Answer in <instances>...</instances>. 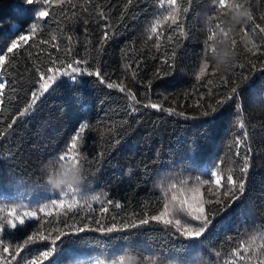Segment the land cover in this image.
Returning <instances> with one entry per match:
<instances>
[{
    "label": "snow or ice",
    "instance_id": "1",
    "mask_svg": "<svg viewBox=\"0 0 264 264\" xmlns=\"http://www.w3.org/2000/svg\"><path fill=\"white\" fill-rule=\"evenodd\" d=\"M203 2L202 48L191 67L185 64V53L197 39L191 21L200 15L201 0H123L115 17L111 0L108 5H93L91 0H20L17 9L22 22L8 20L6 24V18L0 16V113H7L0 118V141H8L34 118L44 99L60 87L61 77L74 82L79 108L73 134L55 162L42 168L46 183L41 185L38 177L33 187L26 189H43L41 199L46 202L37 201L31 207L24 203L23 194L13 197L0 192V198L11 201L0 206V264H63V254L97 238L89 234L128 240L152 225L159 226L172 248L184 251L178 264H264V223L251 232L237 229L235 235L223 237L217 230L218 225L232 220L247 199L249 175L260 154L257 127L261 129L259 143L264 144V0ZM137 11L151 17L140 48H135V39L126 44L121 49L124 62L110 73L105 70L109 49L125 34L128 21L139 19ZM93 24L101 29L99 39H87L85 55H80L75 46L78 41L70 33L82 25L87 36ZM7 25L10 28L4 32ZM128 47L137 55L127 56ZM37 51L46 53L43 60ZM21 66L27 76L21 73ZM185 75L195 81L192 91H156L174 87ZM84 76L95 79L82 80ZM256 80L261 81L258 87ZM101 85L123 94L126 104L119 125L107 114L106 121L97 120L95 108L83 94L82 89L97 90ZM193 96L194 111L189 113L185 107L193 105L181 106L179 102ZM166 102L175 106L166 107ZM155 113L191 122L190 127L203 129L209 136L231 118L225 156L205 163L200 157L199 137H195L191 156L186 157L189 163L176 169L164 163L168 157L161 146L148 162L141 160L138 165L145 175L151 173L154 199L140 201L129 213L124 210L132 203L131 196L123 201L107 193L89 197L92 180L98 178L106 156L120 149L128 139L126 133L135 131L133 125L142 126L145 118ZM100 127L107 129V135L99 133L100 150L86 154L90 134ZM153 129L158 132L159 125L153 122ZM18 140L16 150L5 160L23 155L28 139L20 136ZM37 147L33 144L31 150ZM15 180L0 174V181ZM96 203L99 216L93 207ZM81 209L87 212L80 215ZM129 248L134 255L121 256L112 264H166L162 252L134 244ZM198 249H208V261L194 255Z\"/></svg>",
    "mask_w": 264,
    "mask_h": 264
},
{
    "label": "trees",
    "instance_id": "2",
    "mask_svg": "<svg viewBox=\"0 0 264 264\" xmlns=\"http://www.w3.org/2000/svg\"><path fill=\"white\" fill-rule=\"evenodd\" d=\"M20 0H0V16L5 17V23L8 20L13 22H22V17L17 9V4ZM79 3H84V0H78ZM93 5H108L110 0H91ZM123 0H111V5L114 11L113 17L118 14L119 6L122 5ZM200 15L192 19L191 23L194 25L197 39L189 43L185 53V64L188 67L193 65L196 59V54L202 48V30L205 28L206 13L204 11V2L201 0ZM141 7H144L141 5ZM95 15V13H93ZM138 20H129V27L124 35H121L117 42L113 43L109 49V54L105 61V70L112 72L113 68L124 61L121 60V49L125 45L135 39L137 41L135 48L139 49L143 40V32L148 22L150 21L149 13H140L137 11ZM115 23V19L112 20ZM103 23V21L101 22ZM10 25L4 28L7 32ZM101 29L93 24L89 28V33H84L82 25L76 26L70 33L73 35L74 41H78L75 45L80 55H85L83 45L87 39H92L97 42ZM55 54V50H52ZM127 56H136L137 52L132 48L126 49ZM41 60L46 56V53L36 52ZM32 63H36L33 60ZM152 61L148 62L150 68ZM21 73L28 75L27 70L21 66ZM247 71V69H245ZM256 76L259 73L256 72ZM255 78V77H254ZM82 80H93L87 76L81 77ZM113 80L116 76L112 77ZM195 83L190 75H185L178 78V82L174 87L165 89H157L156 91L173 93L187 89L192 91V86ZM261 81L256 80V86L260 85ZM74 82L67 77H61L60 87L57 88L47 99H44L40 104L39 110L35 113L25 126L20 128L17 134L11 137L8 141H0V174L14 176L16 180L12 183L0 181V192L9 194L13 197L23 194L24 203L31 207L36 206V202L40 201L43 189L37 192L29 191L38 177H41L39 183L41 185L46 183V176L43 175L42 168L44 165L54 163L57 154L63 149L65 142L73 134V128L76 124V116L79 112L76 103L77 97ZM88 103L95 108L96 119L99 121H106L107 116L112 117L116 125L122 123L123 107L126 104L123 94L117 90H109L101 85L99 89L93 90L82 89ZM203 91V89H201ZM138 95L140 93L138 92ZM43 99V98H42ZM153 99L156 96L153 95ZM196 96H193L187 102L180 100V105H193V107H185V111L191 113L194 111ZM165 106H175L170 102H166ZM154 112V110H148ZM117 113L119 115H117ZM7 113H0V118H3ZM112 121H108L111 123ZM162 121H166L163 122ZM153 122L159 125V131H154ZM191 122L187 124L176 117H166L164 113H155L150 117L145 118L142 126L137 127L133 125L135 131L129 130L126 135L128 139L122 144L118 151L112 152L104 159L98 178H93L91 188L87 193L90 197L92 195L110 194L114 199H121L126 196H131L132 203L124 210L131 212L134 207H137L140 201L145 199H154L152 189V179L149 175H145L142 166H138L141 160L148 162L149 158L154 157L155 150L162 147V150L168 159L164 161L170 167L178 169L182 165H187L189 160L186 157L191 156V143L193 138L199 137L200 157L205 163L210 164L213 161H218L219 158L225 156V144L228 139V134L231 129V118L224 123L218 125L211 136L204 133L203 129L190 127ZM100 132L107 135V129L100 127L98 132L90 134L92 139H89L86 146V154L95 153L100 150ZM20 136L28 139V146L22 156H17L15 160H5L4 157L9 152H14L15 145L18 144ZM261 136V129L256 128V145L257 151L260 153L254 160V167L249 175V192L247 199L241 204L234 214L232 220L224 225H218L217 230L221 237L224 235H235L237 229L244 231L245 228L249 232L255 229V226L264 223V144L259 143ZM37 145V150L32 151L31 146ZM150 167H154L150 165ZM195 174V173H193ZM138 185V186H137ZM51 195V192H48ZM158 195V192H157ZM11 203L10 200L0 198V206ZM97 210L96 215L99 216V203L93 205ZM249 209L251 211H249ZM87 209H81L80 215H84ZM121 215L123 212L120 213ZM119 218V217H118ZM155 229V230H153ZM90 237H97L96 239H88L77 246V249L63 254V264H88L89 261L95 264L97 260L103 261L104 264H112L113 261L118 260L121 256L135 253L129 248V244H134L137 248H151L156 252H162L163 258L171 264H178V261L185 255L182 249L172 248L168 242L167 237L159 230V226L152 225L149 230L138 235L129 237L128 240H109L107 238H100L99 234H89ZM166 249H170L167 251ZM194 255L198 259L208 261V249H198Z\"/></svg>",
    "mask_w": 264,
    "mask_h": 264
},
{
    "label": "clouds",
    "instance_id": "3",
    "mask_svg": "<svg viewBox=\"0 0 264 264\" xmlns=\"http://www.w3.org/2000/svg\"><path fill=\"white\" fill-rule=\"evenodd\" d=\"M46 179H47V177H46ZM53 187H57L56 185H53Z\"/></svg>",
    "mask_w": 264,
    "mask_h": 264
}]
</instances>
